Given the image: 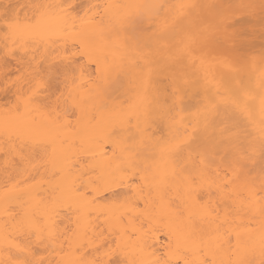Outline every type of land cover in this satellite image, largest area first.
<instances>
[{
  "label": "snow or ice",
  "instance_id": "6c2138e0",
  "mask_svg": "<svg viewBox=\"0 0 264 264\" xmlns=\"http://www.w3.org/2000/svg\"><path fill=\"white\" fill-rule=\"evenodd\" d=\"M24 7H0V264H264V0Z\"/></svg>",
  "mask_w": 264,
  "mask_h": 264
},
{
  "label": "bare ground",
  "instance_id": "6f19581e",
  "mask_svg": "<svg viewBox=\"0 0 264 264\" xmlns=\"http://www.w3.org/2000/svg\"><path fill=\"white\" fill-rule=\"evenodd\" d=\"M1 1V0H0ZM3 2H0V7L4 5H8L12 9H17L23 14L24 11H26V6L30 0H2ZM76 2H80V0H76ZM98 2H103V0H98ZM259 43V41L257 42ZM93 136L95 137V140L93 143L89 145V147H92L95 151L96 157H99L101 153L107 152L109 155L111 154V144L105 143L104 137H105V130L103 128L98 129L95 133H93ZM96 160L93 158L91 154L88 153H82L79 156V162L77 164V171L78 174L82 175V179L85 183H87L89 176L92 174V167L95 165ZM161 243L164 242L165 236L163 230L158 233ZM159 248V245H157Z\"/></svg>",
  "mask_w": 264,
  "mask_h": 264
},
{
  "label": "rangeland",
  "instance_id": "374dc122",
  "mask_svg": "<svg viewBox=\"0 0 264 264\" xmlns=\"http://www.w3.org/2000/svg\"><path fill=\"white\" fill-rule=\"evenodd\" d=\"M0 2L2 3L3 1L1 0Z\"/></svg>",
  "mask_w": 264,
  "mask_h": 264
}]
</instances>
